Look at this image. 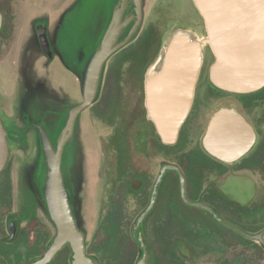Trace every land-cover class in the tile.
I'll use <instances>...</instances> for the list:
<instances>
[{"label":"flooded vegetation","instance_id":"af4514ba","mask_svg":"<svg viewBox=\"0 0 264 264\" xmlns=\"http://www.w3.org/2000/svg\"><path fill=\"white\" fill-rule=\"evenodd\" d=\"M87 1L50 0L51 4H55L53 6L47 5L49 0H43L42 8L36 12L31 8V0H0V14L3 17L0 29V116L7 131L9 144V158L5 168L0 171V264L36 262L45 255L57 235V229L53 233L41 223L43 221L38 212L42 210L41 204L46 207L36 180L34 181L35 172L32 171L35 183L33 184L31 170L27 169L25 173L23 168L18 170L10 166L12 145L23 143V139H27L28 129L34 128L39 134V125L47 129L52 139L48 120L53 119L52 127L59 120L56 114H63L64 120L69 110L68 105L73 101H69V95L72 99L81 96L83 100L80 83L85 63L84 47L92 41L93 49L96 48L112 18L115 2H111L107 22L90 23L91 38L85 40L79 32L83 21L80 19L82 13L80 14L79 10L83 7V2ZM73 14L75 19L72 18ZM174 24L169 29L174 28ZM200 28L203 29L202 26ZM148 30L157 32L153 26ZM143 31L144 29H140L138 37L125 48L133 46L131 51H135L136 45L143 42L140 39ZM167 34L168 31L157 41L154 57L144 71L140 74L134 71V67L130 71L131 74H140L141 98L125 110L122 93L114 96L102 92L100 99L91 105L94 120L112 128V140L119 138L124 151L126 150L123 172L129 175L126 183L114 196L112 209L105 215V222L111 223V229L100 233L101 237L95 240L97 244L91 251L87 247V235L84 232L87 254H96L97 257L94 258L99 264H138L143 258L141 243L133 231L129 235L125 225L122 226V214L116 213L121 212L123 208L125 211L131 210L128 203L134 200L141 201V207L144 206L145 211L151 202L153 186L165 165L177 166L182 171L186 180L187 197L192 203L211 206L224 221L248 234L257 235L264 231V226H261V230L258 229L260 221L244 216L248 213L247 208L230 201L221 190L222 182L226 179L248 176L253 180L244 172L252 174L258 169L264 171V107L260 108L261 105L264 106V89L247 95H236L217 89L210 80V68L215 57L211 49L207 48L206 57L210 55L213 60L207 64V58L204 59L192 109L181 128L177 143L165 145L154 124L147 118L145 75L166 43ZM205 70L207 72L204 74ZM229 96L238 97L240 106L243 107L240 109L236 105H222L214 112H208L206 106L209 100ZM29 97L31 104H28ZM39 104H43V110L36 108ZM245 107L251 110L250 113L258 116L256 124L245 117L242 112ZM222 109H235L256 133V142L250 152L234 163L220 161L203 145V138L212 118ZM6 110L14 112L10 117H14L16 113L17 118L21 116L26 127L23 130L16 129L18 123L14 119L6 121L3 114ZM201 127L204 132L197 140L195 136L200 134ZM71 150L72 146L68 163V183L71 194L75 196L78 184L81 185L79 189L84 186V162L81 160L82 180L80 181L78 175L74 181L70 170L74 168L77 156L72 159ZM133 150L144 157H148L154 150L163 160L167 159L156 177L148 173L146 168L132 166ZM211 179L218 182L214 184ZM258 184L257 182L254 185ZM125 191L122 207L120 198ZM140 229L147 248V264H209L210 261H206L212 255L223 256L219 257L220 264H244V244H250L245 239L255 244L258 241L246 238L236 230L222 225L208 211L186 203L181 195L180 176L174 170L166 172L159 186L155 206L146 216ZM247 229L254 232H247ZM105 234H108L111 244L100 250L98 246ZM260 244L264 247L262 242ZM129 245L133 246L134 250L128 251ZM69 254V257H72L71 247L65 245L49 264H68ZM152 254L156 255L155 259H152Z\"/></svg>","mask_w":264,"mask_h":264},{"label":"water","instance_id":"95a60500","mask_svg":"<svg viewBox=\"0 0 264 264\" xmlns=\"http://www.w3.org/2000/svg\"><path fill=\"white\" fill-rule=\"evenodd\" d=\"M193 3L204 21L205 35L192 28L177 26L145 75L147 118L165 145L177 143L192 109L207 47L215 57L210 80L217 89L236 95L264 89V0H193ZM143 18V0H115L112 18L83 66V101L69 109L55 144L45 128L38 126L44 154L39 185L57 235L45 255L31 264H49L65 245L71 247L72 264H99L87 254L85 234L73 213L66 173L68 146L73 140L78 116L97 97L105 65L137 37ZM2 23L0 14V29ZM255 142L253 127L235 109L218 111L203 138L205 149L226 163L242 159ZM8 158L7 131L0 116V171L5 168ZM168 170L179 174L181 195L186 203L208 211L219 223L246 238L264 243V231L248 234L224 221L211 206L192 203L187 197L182 171L177 166L165 165L153 186L151 202L134 227V234L144 251L138 264H147V248L140 227L155 206L159 186Z\"/></svg>","mask_w":264,"mask_h":264},{"label":"rangeland","instance_id":"374dc122","mask_svg":"<svg viewBox=\"0 0 264 264\" xmlns=\"http://www.w3.org/2000/svg\"><path fill=\"white\" fill-rule=\"evenodd\" d=\"M111 2L112 0H92V2L88 0L87 2H83V7L79 10L80 14L82 13L80 19L81 21L83 20L80 24L79 32L82 33V36L85 40L87 38H91L92 29L89 27L90 23H92L93 21H96L98 23H104L105 21L107 22V18L109 17L112 5ZM31 3V8H34L33 11L36 12L39 11L43 6V0H31ZM49 4H51L50 0L47 5ZM92 4L94 7L92 6ZM143 4L144 18L140 29H144V31L141 33V35L144 34L151 26H153L157 31V33L155 32V35L158 34V41H160L162 39V36H164L166 31H168V34L165 37V40L167 41L173 29L177 26L188 27L195 30H198V28L202 26L203 29L200 28V35H205V27L203 23L204 21L195 8L193 0H143ZM25 5L26 3L24 4V6ZM51 5L54 6L55 4ZM91 7H93V10L90 9ZM72 18L75 19V14H73ZM174 23H177V25H175ZM173 24L175 27L169 29ZM87 44L88 45L84 47L85 62L95 51L93 49L92 41ZM156 46L157 42H155V45L151 47V49H149L147 58L145 57V62H138L140 57L143 55L133 58L132 62L134 71L140 72V74L142 71H144L146 66L154 57L153 52H155ZM207 48L205 50V58H207ZM212 60L213 58L209 55L207 58V64H209ZM132 62H129L126 65L124 64V75L122 77L123 85L121 87V93L123 96V104L126 105L125 110H127L133 102H136L139 97H142L140 74L137 75L136 73H130V71L133 70ZM112 64L113 59L111 58L105 65L98 94L94 103L100 99L102 92H105L106 90V82L108 81L107 77ZM206 72L207 70H205L204 74ZM77 97L78 96H76V99H72V97L69 95V101L73 100L72 103L68 105L69 109L80 104L83 101L81 96L78 98ZM28 104H31V97H29ZM240 104V99L238 97L229 96L226 98H213L209 100L206 108L208 112H214L222 105H236L241 109L243 106L241 105V107ZM263 107V105L260 106V108ZM36 108L39 110H43V104H39ZM92 110L93 107L89 106L78 116L74 131V137L71 144L68 146V158L66 165L68 183V163L70 147L72 146V159H74L76 156L77 159H75L74 168L70 171L73 173L74 181H76V177L78 175L81 181L83 171L81 167V160H83L85 182L83 188L81 189H79L81 185L78 184V189H76L75 195L76 198L75 196H73V194H71V204L79 228L87 235V247H89L90 251L93 250V247L97 244V241L95 240L101 237V234L98 235L99 228L102 226L104 227V225L106 224L105 215L107 214L108 210L110 211L112 209L115 199L114 196L117 194V191L120 189V187H122L124 183H126L125 180L127 179L128 175L127 173L123 172V163L126 150L124 151V147L122 146L119 138L115 137L112 140V128L111 130L109 126L102 125L94 120V118L92 117ZM61 111L62 110H60V112ZM68 111L69 110H67L65 114L64 120L62 118L63 114H56L57 116H59V120H57L54 127H52L53 119L50 118L48 120V124H50L51 129L50 133L53 137L51 140L54 144L56 143L59 135L63 130ZM242 112L250 122H252L253 124L257 123L258 116L250 113L251 110H248L247 107L243 108ZM12 113L14 114V112ZM12 113L10 110L3 111L4 117L6 118L5 120L7 121L11 118L14 119L15 122L18 123V128L16 129L23 130L26 125L23 123L22 117L19 116L17 118V113L14 117H10V114L12 115ZM122 122L124 123V121ZM262 128L264 132V124L262 125ZM45 130L47 131L46 128ZM203 132L204 128L202 129L201 127L200 134H196L195 138L197 140L200 139ZM26 138L27 139H23V143H14L12 145V162L10 166L18 170H20V168H23V171L25 173H27V169L31 170V183H36L46 207L44 208V205L40 202L42 210L39 211L38 214L39 216H41L40 219L43 221L41 223L45 227L50 228L54 233L56 232V226L50 217L43 193L39 185V175L44 160L40 132L38 134L36 129H28L26 131ZM78 155H81V158ZM132 159V166L140 169L146 168V171L148 173L150 172L154 174V177L157 176L161 165L164 163V160H167L165 158L163 160L154 152V150L151 151L148 157H144L139 152L134 151ZM32 171L35 172V175H33L34 181L36 180L35 183L32 179ZM244 173L249 175L255 182L248 176H242L241 178H230L222 182L223 188L221 187V190L223 191V193H225V195H227L230 201L237 202L239 206L247 208L248 213L244 216H247V218L251 220L260 221L258 223L259 227L264 226V171L258 169V171H255L252 174L248 172ZM211 182L216 184L218 181L216 179H211ZM257 182L259 184L255 186L254 184ZM125 193L126 191L121 195L122 197L120 198L122 207L124 206L123 197L125 196ZM128 204L131 206V210L128 211L127 209V211H125L123 208L121 209V212L117 211L116 214H122V226L125 225L126 230L130 235L132 231L134 232V227L136 226L137 220L144 212L145 207H141L142 202H138L137 200L131 201ZM122 210L124 212H122ZM239 213L242 214V211H240ZM260 243V241H256V244L253 243L254 245H247L246 243L244 244V264H264V247ZM127 250H134V248L133 246L129 245ZM69 256L70 254L68 255V264H70L71 259V257ZM92 257H97V255L92 254ZM155 257L156 255L152 254V259H155ZM219 257L223 256L212 255L206 262L210 261L209 264H220L221 259Z\"/></svg>","mask_w":264,"mask_h":264},{"label":"trees","instance_id":"16d2710c","mask_svg":"<svg viewBox=\"0 0 264 264\" xmlns=\"http://www.w3.org/2000/svg\"><path fill=\"white\" fill-rule=\"evenodd\" d=\"M157 33V32H156ZM153 30L151 31H146L145 34H143L142 37H140V39H142L141 43H138L136 45V51H131L133 46L127 47L121 51H119L117 54H115L112 59H113V64L110 68V72L108 74V81L106 82L107 87L105 90V94H111L114 96H118L119 93H121V87H122V80H123V71H124V66L127 63H131L134 57H138L140 55H143L142 57H146L147 58V53L149 51V49H151V47H153L155 45V42L158 41V34H156ZM137 53V54H136ZM145 58H141L138 60V62L140 61V63L145 62ZM125 64V65H124ZM132 68H133V62H132ZM122 84V85H121ZM261 161V160H260ZM110 224H105L104 227H100L99 228V234L102 232H107L109 231V229H111ZM120 225V224H119ZM263 227H258L259 230H261ZM257 229V230H258ZM247 232H254L251 231L249 229H247ZM245 241H247L248 245H252L254 242L245 239ZM111 244V240L108 237V234L104 235V238H102V242L100 243V245L98 246V249H102L105 247H108ZM99 250V251H100ZM101 252V251H100ZM107 254V253H105ZM105 257H107L105 255ZM105 262H108V260H104Z\"/></svg>","mask_w":264,"mask_h":264},{"label":"crops","instance_id":"0c3cea01","mask_svg":"<svg viewBox=\"0 0 264 264\" xmlns=\"http://www.w3.org/2000/svg\"><path fill=\"white\" fill-rule=\"evenodd\" d=\"M100 40V39H99ZM97 46V45H96ZM81 80H82V78H81ZM80 83V82H79ZM80 88H81V90H82V82L80 83Z\"/></svg>","mask_w":264,"mask_h":264},{"label":"bare ground","instance_id":"6f19581e","mask_svg":"<svg viewBox=\"0 0 264 264\" xmlns=\"http://www.w3.org/2000/svg\"><path fill=\"white\" fill-rule=\"evenodd\" d=\"M36 43V42H35ZM37 44V43H36ZM32 45V44H31ZM35 47V46H34ZM36 47H37V45H36ZM38 48V47H37ZM35 49V48H34ZM32 50V49H31ZM36 50V49H35ZM34 51V50H33ZM27 53H28V51H27ZM32 54H33V52H32ZM33 56H34V54H33Z\"/></svg>","mask_w":264,"mask_h":264}]
</instances>
